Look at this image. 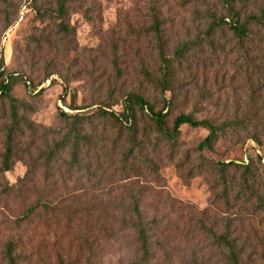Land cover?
Here are the masks:
<instances>
[{"label":"trees","instance_id":"obj_1","mask_svg":"<svg viewBox=\"0 0 264 264\" xmlns=\"http://www.w3.org/2000/svg\"><path fill=\"white\" fill-rule=\"evenodd\" d=\"M69 1L56 0L55 7L36 11L38 18L54 22L51 44L59 43L66 49L71 45L69 36L74 34L66 19ZM221 1L225 15L218 16L210 10L205 12L206 30L177 44L173 53L168 52V45L162 39L159 13L152 10L158 64L155 68H142L139 73L152 88L159 90L160 96L151 98L131 91L121 97L120 109L115 108L118 103L114 104L110 98L99 104H76L77 93L65 87V93L72 94L70 102L63 99L69 110L60 109L53 126L36 125L29 115L36 111L34 102L43 93L41 83L35 84L24 73L10 70L1 58L0 111L4 122L0 130V213L10 216L9 211L14 209L13 223L17 231L5 240L0 260L17 264L24 259L27 239L22 230L33 224L34 218L43 217L50 223L55 220L57 227L63 223L67 230L76 229L78 236L75 238L81 240L91 234L92 229L88 228L91 219L103 215L105 231L114 235L117 229L116 234H125L124 237L131 239L135 255H140L137 261L129 264H149L153 245L151 228L141 208L144 200L132 195L131 190L127 191L126 183L129 174L136 172L137 161L146 164L155 177L161 175L154 160L143 155L142 143L150 136L155 145L162 142L174 147L183 125L207 131L197 147L200 152L208 149L216 153L219 141H229L227 150L219 152L218 158L200 154L197 167L211 175L213 187L219 190L212 202L219 208V217L214 218L213 226L205 231L212 238L217 253L223 255L224 264H249L252 255L257 254L260 247L264 249V239L257 238V244H250L248 239L235 234L237 231L243 233L245 227L255 222L258 226L264 225V155L242 150L248 140L264 150V70L254 78L245 69L240 88L233 87L224 97L211 96L204 106H200L202 100L194 95L191 111L175 115L173 112L176 92L187 85H192L191 89L197 85L195 75L199 66L188 62L192 50L204 43L211 49L216 48L215 36L223 31L230 32L239 50H244L247 43L264 45V2L256 5L255 12L244 13L246 0ZM4 17L2 31L8 30L14 22L7 15ZM115 53L113 51L112 56ZM50 75L48 73L45 79ZM19 83L25 84L29 99L16 94L15 87ZM109 143L119 149L118 164L108 156L106 145ZM18 161L25 163L26 173L9 183L6 173ZM107 176L119 179L118 186L125 185L120 192L121 200L115 197L105 200L112 197L109 194L101 198L99 190L105 187ZM79 185L81 192L78 194L75 190ZM10 202L19 207L8 208ZM111 237H107L108 240ZM33 239L31 235L29 241ZM248 249L253 253H247ZM32 256H35V263L41 261L31 253L27 259L33 261Z\"/></svg>","mask_w":264,"mask_h":264},{"label":"rangeland","instance_id":"obj_2","mask_svg":"<svg viewBox=\"0 0 264 264\" xmlns=\"http://www.w3.org/2000/svg\"><path fill=\"white\" fill-rule=\"evenodd\" d=\"M246 1L244 13L255 12L256 5L264 2ZM55 5L56 0H0V60L3 57L10 70L24 73L35 84L41 83L43 93L34 102L36 111L29 116L43 127L56 124L60 109L69 110L63 99L70 102L72 94L65 93V87L77 93L76 104L82 105L99 104L109 98L115 104L131 91L159 98V90L152 88L139 73L142 68H155L158 64L152 10L159 13L161 36L169 53L183 40L206 30L205 12L210 10L218 16L226 13L221 0H70L66 19L74 34L69 36L71 45L66 49L59 43L51 44L55 31L53 20L36 16L37 9ZM5 15L14 22L8 30L2 31ZM214 40L218 44L216 48L211 49L204 43L190 53L189 64L199 66L195 75L197 85L195 89L187 85L176 92L174 115L191 111L194 95L204 100L200 102V106H204L211 96L224 97L233 87L240 88L245 69L254 78L264 70V45L247 43L244 50H239L228 31L217 33ZM113 51H116L115 56H112ZM48 73H51L50 78L45 79ZM26 89L24 83L15 87L19 97L29 99ZM115 108L120 109V104ZM3 122L0 111V130ZM206 135L207 131L202 128L183 125L174 147L162 142L155 145L150 136L142 143L143 155L154 160L161 175L155 177L146 164L137 161L136 172L129 174L126 190L144 200L141 208L151 228L153 245L149 264H224L223 255L217 253L212 238L205 231L213 226L214 218L219 217V208L212 205L219 190L213 187L211 175L197 167L200 154L218 158L219 152L227 150L229 141H219L216 153L208 149L200 152L197 147ZM1 137L0 133V141ZM238 148L241 150L240 146ZM242 148L248 154L264 155V150L252 140ZM106 151L118 164V147L109 143ZM26 170L24 162H16L6 173L8 182H16ZM118 180L105 177V187L99 190L101 198L109 194L112 197L105 200H114V197L121 200L120 192L125 185L118 186ZM80 186L75 190L78 194ZM8 206L19 207L14 202ZM13 211H9L10 216L0 213V251L8 236L17 231ZM34 220L26 232L22 230L27 239L25 255L17 264H129L140 257L135 255L131 239L124 237L125 234H116L117 229L114 235L105 231L103 215L91 219L88 227L92 229L91 234L81 240L75 238L76 229L67 230L63 223L57 227L55 220L53 223L43 217ZM235 234L248 239L250 244H257V238L264 239V225L258 226L255 222L245 227L243 233ZM29 235H34L32 241ZM109 236L112 237L108 240ZM263 251L260 247L249 264H264ZM250 252L253 253L252 249H248L247 253ZM30 253L41 261L35 263V256H32L33 261L28 260ZM0 264L8 263L0 260Z\"/></svg>","mask_w":264,"mask_h":264}]
</instances>
